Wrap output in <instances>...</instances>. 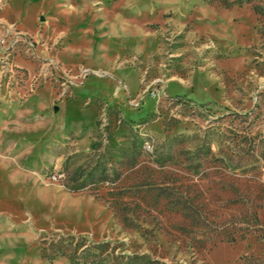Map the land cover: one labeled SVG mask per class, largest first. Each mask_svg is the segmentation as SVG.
I'll return each instance as SVG.
<instances>
[{
    "label": "rangeland",
    "instance_id": "374dc122",
    "mask_svg": "<svg viewBox=\"0 0 264 264\" xmlns=\"http://www.w3.org/2000/svg\"><path fill=\"white\" fill-rule=\"evenodd\" d=\"M80 235L264 264V0H0V264Z\"/></svg>",
    "mask_w": 264,
    "mask_h": 264
},
{
    "label": "trees",
    "instance_id": "16d2710c",
    "mask_svg": "<svg viewBox=\"0 0 264 264\" xmlns=\"http://www.w3.org/2000/svg\"><path fill=\"white\" fill-rule=\"evenodd\" d=\"M253 213L255 218L258 220L259 215L257 211L255 210ZM231 235H232L230 236L231 239H236L234 233ZM75 240L76 241L74 244L67 243L66 245L61 247L62 249L61 253L67 255L74 264H104L110 259H114V258L120 259L124 257L127 260L123 262V264H129L131 261L134 262L136 258H141V259L144 258L143 254H138V253H133V254L116 253L115 247H109L110 246L109 240L94 242L93 244H86L87 242L85 236H81V235ZM138 262L133 264L147 263V261L144 260H139Z\"/></svg>",
    "mask_w": 264,
    "mask_h": 264
},
{
    "label": "built area",
    "instance_id": "2783aa9c",
    "mask_svg": "<svg viewBox=\"0 0 264 264\" xmlns=\"http://www.w3.org/2000/svg\"><path fill=\"white\" fill-rule=\"evenodd\" d=\"M148 147H150V144L148 145Z\"/></svg>",
    "mask_w": 264,
    "mask_h": 264
}]
</instances>
